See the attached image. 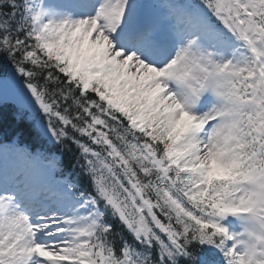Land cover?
Instances as JSON below:
<instances>
[{"label":"snow or ice","instance_id":"snow-or-ice-1","mask_svg":"<svg viewBox=\"0 0 264 264\" xmlns=\"http://www.w3.org/2000/svg\"><path fill=\"white\" fill-rule=\"evenodd\" d=\"M0 264H264V0H0Z\"/></svg>","mask_w":264,"mask_h":264}]
</instances>
